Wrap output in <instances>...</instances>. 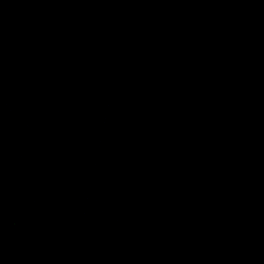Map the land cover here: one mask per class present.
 Here are the masks:
<instances>
[{"label": "water", "instance_id": "obj_1", "mask_svg": "<svg viewBox=\"0 0 264 264\" xmlns=\"http://www.w3.org/2000/svg\"><path fill=\"white\" fill-rule=\"evenodd\" d=\"M0 264H264V0H0Z\"/></svg>", "mask_w": 264, "mask_h": 264}]
</instances>
